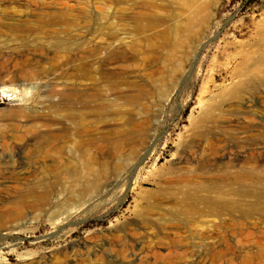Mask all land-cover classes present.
Returning <instances> with one entry per match:
<instances>
[{
	"label": "rangeland",
	"instance_id": "rangeland-1",
	"mask_svg": "<svg viewBox=\"0 0 264 264\" xmlns=\"http://www.w3.org/2000/svg\"><path fill=\"white\" fill-rule=\"evenodd\" d=\"M8 1L0 0V78L14 84L0 88V201L11 203L25 183L38 180L39 165L60 171L68 159H79L78 142L88 153L106 156L101 166L107 172L100 178L111 183L56 226L49 211L63 195L40 208L26 207L16 221L4 211L5 226L16 225L10 236L0 228V243L7 244L0 264H20V254L70 246L68 258L77 264H264L260 211L247 219L238 211L225 216L220 228L231 249L213 238L192 235L177 244L155 236L158 218H168L175 204L153 183L174 184L172 170L188 164L181 152L195 131L191 119L239 80L235 71L243 55L264 47V0H200L205 8L198 20L204 25L199 22L191 33L174 31L189 10L181 0ZM243 97L241 112L228 113L236 106L223 102L219 120L227 130L220 158L233 159L247 149L264 162V85ZM70 105L80 118L67 115ZM33 114L48 120L34 123L28 119ZM106 115L113 116L108 124ZM241 116L252 119L246 132L235 133L231 127L239 122L233 119ZM45 142L54 149L41 147ZM192 157L195 162L199 155ZM36 168V178H23ZM249 169L248 185L264 191V169L262 174ZM113 227L119 231H108ZM69 228L74 230L57 238Z\"/></svg>",
	"mask_w": 264,
	"mask_h": 264
},
{
	"label": "bare ground",
	"instance_id": "bare-ground-1",
	"mask_svg": "<svg viewBox=\"0 0 264 264\" xmlns=\"http://www.w3.org/2000/svg\"><path fill=\"white\" fill-rule=\"evenodd\" d=\"M181 1L189 10L188 13L182 17L181 24L174 27V31L175 33H179L180 31L186 30L188 33H191L195 30V25L199 24V22L201 23V21L198 20L200 17L199 13L205 8V6L200 0ZM8 2L12 3L13 0H9ZM200 25H204V23H201ZM240 59L235 71L239 80L228 91L221 93L218 99H215L218 100V102H215L213 105L211 104L212 106H207L208 103L203 114L201 115L200 113V118L191 119L195 131L191 139L182 144L184 149L181 152V154L184 155L185 162L188 164L184 166L176 165L172 170L170 175L172 178L170 180H174V184L172 183L168 186H162L160 181L153 179L155 188H157L159 192L169 194L175 204V206L168 210L170 215L168 218H164L163 220L158 218V221L160 220L161 222L159 221L160 223L157 225V227H159L158 232L155 235L157 237L159 234H162L163 237H168L170 241L173 240L177 244H181L185 239L190 238L192 235L204 239L213 238V240L218 241L219 244H225L231 249L233 244L228 242L225 238L224 232L220 228L221 223L226 218L225 216L233 218L235 216L234 213L238 211L239 217L247 219L255 217L257 211H260L262 212L260 220L262 223V237L264 243V191L253 189L248 185L250 181L249 168H254L262 174L261 171L264 169L263 160L253 159V154L249 153L247 149L237 152L235 154L236 158L231 159L229 155L226 156L227 160L220 158L222 146L220 145L222 141L221 136L225 135L227 130L225 125L219 120V118L225 115L226 111L223 108V102L230 101V105L236 106L233 109H229V111H227L228 113L231 112L233 114L239 112V106L241 105L240 100L244 98L243 96L246 93L251 92L253 89H257L264 85V47H261L256 54L243 55ZM181 69L182 66L179 65L178 70L180 71ZM7 82L13 83L14 80L12 78H0V83L3 84V88H0L3 91L6 89ZM9 88H13V86L11 85ZM54 106L57 105H52V107ZM70 107L71 105L67 107L68 111L70 110ZM56 109L60 108H54V110ZM81 114V112L75 110L69 111L67 115L70 118L75 119L77 117L80 118ZM112 118L113 116L110 115L104 116L103 123L108 124ZM122 118L124 119V123L131 124V120L128 116H123ZM249 118L247 116H241L240 119L238 118L240 121H238L237 118L233 119V122H239V124L237 123L233 125L231 129L234 130L235 133L238 128L240 129V132H246L249 126V123L246 124V122H248ZM28 119L34 123L48 120L38 114L30 115ZM234 132H232V135H234ZM149 138H151V136ZM232 141L234 140L232 139ZM113 142L119 145L121 141L114 140ZM147 142L144 148L148 147ZM240 142H245V140L241 139ZM90 143H93V140L90 139L87 142V144ZM48 144L49 142H45L41 147L44 148L49 146L50 149H54L55 146L53 144ZM76 146L80 150L79 159L76 160L74 157L68 159L65 168L60 171H58L57 167L53 164H50L49 166H46L45 164L39 165V167L42 168L41 172L43 175H41L38 180L25 183L24 189L17 194L11 203L0 201V228L8 230L5 232V235L10 236L11 233H14L13 230L15 229L13 228L16 224H14V222L13 227L5 226L2 214L4 211L10 215L11 219H19L25 214L26 207L31 206L33 208H40L42 205L52 203V201L49 200L51 197H54V195H56L57 200H59L60 195H63L64 201H57L56 207L54 206V208L49 211L50 214L48 220L56 226L61 220H66L73 213H77L84 208L87 205V202L94 199L95 193L101 190L100 188L102 186H107L111 183L110 181H107V179L102 182L100 178L102 174L105 176V172H107L101 166L104 164L103 162L106 156L102 153H98L97 155L94 153H88V148H84L80 142H78ZM238 146L244 148L243 143L240 144L238 142ZM146 153H149V147L147 148ZM193 153L199 155L195 162L192 161ZM262 155L264 156L263 153ZM236 160L238 162H235ZM36 170L37 168L31 170L28 175H23V178L29 179L30 176L36 178V176H34ZM17 173L21 174L20 170ZM64 175L67 176L64 177ZM19 178L20 177H17V180ZM63 178H67V181L62 182ZM149 180L150 179H148V181ZM135 181H140L138 176ZM58 184H64V187H58ZM37 217L39 216L37 215ZM181 218L184 220L182 227L177 225L180 223L179 221H181ZM255 225L256 221H253L252 226ZM183 228H186V230L189 231L187 235H183V232H185V230H182ZM72 230H74V228H69L63 231L62 234L57 235V238L68 235ZM108 231L117 232L119 231V228L113 227ZM170 235H172V237ZM3 238L6 237L4 236ZM159 243H162V241H159ZM163 243H165V241H163ZM12 245L17 247L19 243L14 242ZM6 246V241L5 243L3 241V243H0V250ZM71 252H73V246L65 247L61 250L49 249L44 253L27 252L25 254H20V264H77L68 258L69 253ZM82 264L97 263L87 260Z\"/></svg>",
	"mask_w": 264,
	"mask_h": 264
}]
</instances>
